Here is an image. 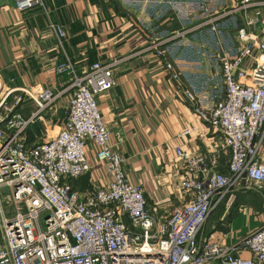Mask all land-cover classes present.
<instances>
[{
  "label": "built area",
  "instance_id": "obj_1",
  "mask_svg": "<svg viewBox=\"0 0 264 264\" xmlns=\"http://www.w3.org/2000/svg\"><path fill=\"white\" fill-rule=\"evenodd\" d=\"M209 0L202 25L216 35L212 74L196 86L182 80L168 36L149 32L144 51L163 60L172 81L213 137L207 152L179 146L185 199L168 213L151 212L143 189L132 184L124 159L109 144L110 130L96 95L115 86L119 59L96 61L78 73L65 56L54 66L68 76L66 118L57 133L26 142L29 125L43 117L58 93L23 90L35 108L24 117L14 100L0 115V264H264V223L233 243L209 238L204 226L227 195L263 190L264 0ZM216 5L213 6V5ZM20 10L38 7L63 47V26L45 0H15ZM216 30L215 32H213ZM180 36L182 34H177ZM194 128L175 134L180 140ZM98 147L110 180L81 195L71 180L89 169L84 147Z\"/></svg>",
  "mask_w": 264,
  "mask_h": 264
},
{
  "label": "crops",
  "instance_id": "obj_2",
  "mask_svg": "<svg viewBox=\"0 0 264 264\" xmlns=\"http://www.w3.org/2000/svg\"><path fill=\"white\" fill-rule=\"evenodd\" d=\"M45 3L52 20L63 26V47L40 8L20 10L15 0H0V103L10 92L49 87L58 93L43 117L26 130V142L35 144L54 136L67 115L68 94L62 91L68 76L56 74L55 64L68 56L81 73L96 61L119 59L115 86L96 95V104L110 130L109 144L124 159L129 181L142 187L151 212L168 213L185 199L181 187L183 164L175 147L207 152L213 137L208 126L186 102L183 87L170 79L163 60L153 51H144L149 32L133 16L108 0ZM154 4L160 10L161 2ZM159 25L155 24L154 30L151 25L149 30L170 38L165 45L177 58L185 85L188 81L197 86L212 74L211 53L216 47V35L205 34L204 40L196 44L192 36L184 37L186 32L177 36V30L159 29ZM199 46L201 51L197 52L195 48ZM34 108V101L23 95L16 110L26 117ZM191 127L194 130L188 135L174 139L180 130ZM97 150L95 143L86 142L84 154L89 169L71 180L72 188L81 195L110 180L105 164L96 159ZM212 213H218L217 219L207 227L208 232L203 229L204 234L235 242L264 223V184L261 192L248 189L227 195ZM229 213L235 214L230 217Z\"/></svg>",
  "mask_w": 264,
  "mask_h": 264
},
{
  "label": "rangeland",
  "instance_id": "obj_3",
  "mask_svg": "<svg viewBox=\"0 0 264 264\" xmlns=\"http://www.w3.org/2000/svg\"><path fill=\"white\" fill-rule=\"evenodd\" d=\"M106 1V0H101ZM115 3L118 8L126 11L127 14L133 16L138 22L142 23L144 28L150 29L151 25L153 30L155 24L161 23L159 29L177 30V34H184V37L189 38L192 36L195 43L202 42L204 35L208 33L210 25H199L206 18L205 9L209 0H108ZM156 1L160 4V10H157ZM188 1H191L190 3ZM156 5V6H154ZM140 9H138V8ZM165 15V16H164ZM151 27V28H152ZM158 30V29H157ZM187 30V31H185ZM214 30L213 32H215ZM175 33V34H176ZM211 34V33H209ZM192 40V41H193ZM211 44V43H209ZM199 45V44H198ZM201 46L195 48L197 52L201 51ZM180 70V66H177ZM23 98V95L19 92H10L6 95L3 101L0 103V115L3 114L4 108L13 103L14 100ZM246 199V197H245ZM243 198V200H245ZM218 213H212L205 222L204 231L207 227L216 220ZM235 213H229L231 217ZM240 215V214H239Z\"/></svg>",
  "mask_w": 264,
  "mask_h": 264
}]
</instances>
